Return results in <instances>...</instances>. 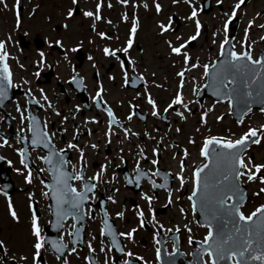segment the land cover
Here are the masks:
<instances>
[{
    "label": "flooded vegetation",
    "instance_id": "af4514ba",
    "mask_svg": "<svg viewBox=\"0 0 264 264\" xmlns=\"http://www.w3.org/2000/svg\"><path fill=\"white\" fill-rule=\"evenodd\" d=\"M97 1L102 6L100 20H95L94 16L83 15L85 10L80 7L82 8L87 0H78L75 5L71 0L28 2L4 0L0 3V41L4 42L3 50L8 54L6 63L10 68L14 85L7 89L8 98L0 104V117H2L0 137L3 138L0 139V179H11L13 183L11 192H0V199H5L7 204L11 203L18 216L17 220L7 219L13 222L22 221L23 215L18 213V210L23 206L22 211L27 213L29 220L26 233L28 232V236L32 238L30 243L32 246L34 237L30 231V218L32 213L37 215L41 236L45 239L36 264L37 262L39 264L40 259L43 258L46 263L48 258H51L56 264H63L65 260L67 264L74 262L90 264V260L85 257L93 259L95 257L100 264L106 262L122 264L124 260H127L128 264H196L198 261L208 264V256L201 250H199L200 256L192 255L194 246L188 240L189 236L203 240L205 235L202 229L200 235H197L198 232L194 234L183 230L184 226L175 222L174 214L171 213L176 204L174 199L178 183L176 174L180 172V165L183 164L184 169L191 158L190 154L184 155L185 148L173 149L178 142L173 137L170 138L167 131L172 122H175L172 116L177 111L181 112L178 106L182 103L173 105L167 112L164 111L165 107L160 111L157 110L156 116L152 115V110L148 111L142 107L143 102L148 104L146 93H142L148 81L134 63L136 61L134 48L138 51L142 49L139 40V34L143 29L140 10L150 5L153 12L150 16L154 19L155 31L167 46L164 53V59L167 61L171 56L174 58L177 55L171 54L166 42L170 41L174 46L184 43L189 35L196 34V21H199L201 25L199 35L195 40L189 41L182 52L184 50L191 52V48L198 47L196 51L200 56L197 63L201 65L202 61H205L204 51H213L211 50L213 45H216L217 51L218 32L212 30L217 23L212 19L218 17V11L222 10L225 0H221L219 4L217 0H211L206 5H201V0H188V2L177 0L176 3H173V0H128L127 5L118 3V0ZM191 1L196 8H190L188 13H185L186 5L191 6ZM237 2L238 0L234 4L236 5ZM19 3L21 6L18 10ZM156 3L163 8L162 10L173 6L165 20L157 18L161 16L162 10L160 8L159 12L156 11ZM91 4L96 6V0H91ZM69 8L73 9L72 17L67 16ZM193 10L197 13L196 17L188 19ZM239 10L240 8L237 12ZM122 17L126 18L122 19ZM133 19L137 22V28L132 34L133 43L125 53L121 49L126 46ZM86 20L88 21L85 23ZM95 23L103 25L101 32L105 37L102 38L96 33L101 45L94 39ZM161 24L167 27L166 31H160ZM191 25L192 31L186 33ZM168 31H171L169 34H176L168 36L166 35ZM185 33L186 36L183 38ZM176 37H180L179 42ZM57 40L61 41L60 45L55 43ZM209 40L214 41V44L211 42L212 45L210 43L207 45ZM262 40L264 42V39ZM104 47L115 50L116 55L105 56L102 51ZM73 48L76 51H71ZM41 52L44 53L43 63L40 62ZM250 53L252 54L251 48ZM106 61V69L99 67ZM176 61H180V56H177ZM121 65L124 67L122 68ZM125 74H127V84L124 83ZM137 75L142 77L144 82ZM73 77L77 78L75 82L72 80ZM183 78L185 79L186 76L184 75ZM41 90L47 97V102L41 98ZM97 91H100L99 97H96ZM32 99L38 103L29 102ZM155 103L158 105L157 102ZM48 104L52 107H48ZM17 105L21 107V112L16 111ZM186 105L189 107V104ZM108 109L113 112L115 118L111 125L107 116ZM57 112L60 113L59 116L56 115ZM21 115L24 117L23 124ZM129 115L131 119L127 118ZM30 116H34L38 126L47 131L52 148L56 152L64 150L61 155L69 162L67 171L71 172L73 165L77 168L82 167L84 179L97 185L93 193L88 194L89 199L83 202L82 219H73L69 215L60 221L61 227L50 225L46 229L50 219V206L48 196L44 193H47L45 184L47 179H50V173L40 171L42 167L48 166L38 157L48 154L50 149L43 145L32 146V134L27 131ZM152 126L157 130L163 127L164 133L158 135ZM21 128H24L23 132H20ZM125 131L129 133L127 137ZM106 132L109 134L105 135ZM69 143L76 144L82 150L83 164L79 159L80 153L67 147ZM93 144L96 145L95 148L91 147ZM153 148L157 149L155 157L152 155ZM121 157L124 162L121 161ZM22 158L27 165L26 168L21 163ZM152 159L157 160V165L151 164ZM101 165L104 166L103 176L98 180L89 181V177L101 171ZM136 167H140L146 175L137 177L133 171ZM157 170L160 175H153ZM28 172L32 174L31 183H25L24 180ZM70 183L74 187H80L79 181H70ZM152 183L166 184L171 191V197L164 188H153ZM190 191L191 189L187 188L182 192L184 199ZM142 194L152 197L151 201L143 199ZM109 197L112 199L110 200ZM169 199L172 201L171 204L168 203ZM188 208L190 209V202ZM5 209L8 212L6 204ZM118 212L123 215L117 216ZM138 212H143V217H138ZM7 214L11 217L9 212ZM105 219L115 238L119 240L123 252H117L111 246L112 237L107 235V229L104 236L100 235L99 230L104 226ZM7 227L4 229L3 225H0V242L4 245L2 248L4 255L0 253V260L15 264L18 259L13 255L19 254L21 250L12 244L14 241ZM12 227L14 228L13 225ZM131 228L136 229L131 240L126 236L118 235L121 232L126 233ZM70 233L76 234L70 236ZM12 235L15 239V234ZM154 235L155 240H153ZM17 236H22L20 230L17 231ZM50 240L62 241L65 248L60 252H53L48 249L47 243ZM89 244L93 248L92 252L88 251ZM174 247H177L176 252H173ZM156 248L161 249L159 262L156 260ZM33 253L34 249L31 255L23 254L25 260H31V264H33ZM124 253L131 255L125 256ZM18 256L20 260L23 257L20 254Z\"/></svg>",
    "mask_w": 264,
    "mask_h": 264
},
{
    "label": "snow or ice",
    "instance_id": "6c2138e0",
    "mask_svg": "<svg viewBox=\"0 0 264 264\" xmlns=\"http://www.w3.org/2000/svg\"><path fill=\"white\" fill-rule=\"evenodd\" d=\"M4 0H0V3H3ZM72 4H77L78 0H71ZM177 0H173V3H176ZM188 2V0H185ZM221 0H217L219 4ZM118 3L128 4V0H118ZM244 3V0H238L236 5L231 9V15L227 17L224 21V31L228 32L229 21L236 15V10ZM111 7V5H109ZM147 7V5H145ZM101 4H96V11H84L83 15L85 17H93L95 20H100L102 17L100 15ZM156 11H160V5L155 4ZM197 15L196 11L193 10L188 19H193ZM67 16H73V9L69 8L67 10ZM126 18V17H122ZM253 21H248V26L251 27ZM67 27V25H65ZM160 31L164 32L167 30V27L164 24H161ZM200 23L196 21V34L189 35L187 40L184 43H178L174 46L170 41H167L168 47L172 54L177 56H182L184 64H190V67L195 69L198 67L197 63H190V57L187 52H182V49L185 48V45L192 40L196 39V36L199 35ZM259 27L264 28V25H259ZM137 28V22L135 19L132 21V27L130 29L129 38L126 41V46L121 50L127 53L128 48L131 47L132 34L135 33ZM249 28L244 29V37L247 39ZM99 35L104 38L105 34L103 32ZM215 35V33L213 34ZM228 37L225 36L224 40L220 43V54L224 55V47ZM264 39V37H261ZM176 40L179 42L180 37H176ZM57 45L61 44V41L57 40L55 42ZM4 42L0 41V104L7 100V89L14 87L11 79V71L6 63L7 53L3 50ZM71 51H76L75 48ZM105 56H115V50H110L108 47L102 49ZM40 62L43 63L44 53H40ZM91 59V57H89ZM131 63V61H129ZM123 68L124 66L121 65ZM204 69V75L209 78L208 86L213 89V95L223 96L229 107H231L235 102L245 104L247 106V101L244 100V97H252L254 95L260 96L264 95V56L261 58L254 59L250 51H241L237 53L235 50H230L225 58L220 61L219 68H212L210 71V65H202ZM135 71V69H133ZM186 70H182L176 73L178 77L181 78L180 88L183 87V76ZM39 75V73H37ZM258 77L260 79H258ZM112 79V77H109ZM76 77H73V82L76 81ZM27 83V81H25ZM124 83L127 84V74H125ZM254 85H258V88L254 89ZM203 86V85H201ZM29 97L31 93H28ZM139 95V93H137ZM100 96V91L96 92V97ZM96 97L93 99L95 100ZM41 98L47 102V97L44 95L41 90ZM31 103H38L34 99L30 100ZM147 103L152 106V115H158L157 105L155 101L148 97ZM182 103V95L178 90L171 102L164 109L165 112L168 111L173 105ZM43 107V105H41ZM48 107H52L51 104H48ZM99 107V105H97ZM186 112L191 114V109L188 105H183ZM79 110V109H77ZM17 112H21V107L17 105ZM27 111V109H25ZM264 111V109H262ZM57 116L60 115L59 112L56 113ZM181 120H185L186 117L182 112L177 111L175 113ZM107 116L109 118V125L114 121L113 112L108 109ZM2 118V117H0ZM131 119V115L127 117ZM21 123H24V117H20ZM217 120H220L221 117L217 116ZM205 120V114L202 113L200 116V121L203 123ZM237 123H240L238 120ZM46 128V126H44ZM24 128L20 129V132H23ZM27 131L32 134V144L33 146L43 145V147L50 149L48 154L38 157L44 165H47V168H41L40 171H47L50 173L51 183L45 184V187L50 190V195L52 197L54 211L53 215L56 217L54 222L55 227H61L60 221L66 219L69 215L73 219H82L84 213L81 211L83 202L89 199V193H93V190L97 187L95 183H89L84 179L83 168H77L76 165L72 166L71 172L67 171L66 161L61 155L63 149L60 152H56L52 148L51 141L48 139V133L38 126V121L34 116L29 117V122L27 124ZM180 131V129H176ZM264 131V125H261L260 129L248 128L246 132L239 136L238 139H225L220 137H205L202 143V146L199 150V155L203 157L208 163H202L201 165L194 168L192 171V188L190 194L187 196V200L190 202V205L193 210L199 206L201 216L205 217L207 223L201 225L207 227V233L204 236L203 240L199 242L201 252H204L208 256V264H216V261L219 260H230L233 264H247V261L256 262V264H264V204L259 205L255 208L254 211L248 213L247 215L240 208V203L244 199L243 193L240 189V181L242 178L246 177L247 181L259 180L261 184H264V176L258 175L262 169H264V164H254L251 159L245 160L242 155V150L247 141L251 143L258 144L260 143V136L258 133ZM109 133L106 132L105 135ZM129 133L125 131V137ZM135 135V133H132ZM147 135V133H145ZM0 139H3L0 137ZM193 143L191 139L188 141ZM6 144L7 141L5 140ZM210 145H215L217 147L211 148ZM68 148L74 149L80 153V161L83 164V152L77 147L76 144L69 143ZM91 147L95 148L96 145L93 144ZM239 149V150H238ZM21 151H23L21 149ZM185 151L184 155L187 156ZM141 155L143 153L141 152ZM152 155L155 157L157 155V149H152ZM123 161V157H121ZM21 163L24 164L23 158ZM139 162H137L138 164ZM157 160L152 159L151 164L157 165ZM25 168L27 167L24 164ZM137 177L144 176L146 173L140 168L136 167L133 170ZM104 166L101 165V171L97 174L92 175L88 178L89 181H95L100 179L103 176ZM180 172H183V164L180 165ZM180 172L176 174V179L180 184V187L184 185V179L180 175ZM153 175H160V172L157 170ZM31 172H28L24 176L25 183H31ZM165 178H167L165 176ZM70 181H79L80 187H74ZM41 183H44L41 181ZM131 183V181H129ZM152 187L164 188L168 192L169 197H171V191L167 188L166 184L156 185L152 183ZM179 191V188L177 189ZM261 193H264V187L259 189ZM49 193H44L48 195ZM142 198L148 201H151L152 197L143 195ZM111 200L112 198L109 197ZM179 199V197H177ZM114 202V201H113ZM168 203L171 204V199L168 200ZM31 208V204H29ZM151 211V207H149ZM180 211L183 213L184 209L181 208ZM8 212L11 215L13 220H17V213L13 210L11 203L8 204ZM259 214V216H258ZM117 216H122V213H117ZM138 217H143V212L137 213ZM215 224V228L214 225ZM103 225L100 228V235L104 236L107 229V235L112 237V244L115 246L117 252H123V249L116 243L115 234L113 233L111 227L108 225L107 219L103 221ZM229 225L231 227L229 228ZM141 226L143 223L141 222ZM30 231L31 235L34 237V243L32 245L34 253L32 255L33 264H36L37 257L40 254V250L43 247L44 237L41 236V229L38 224V217L35 213H32L30 218ZM77 229V233H78ZM136 231L135 228L129 229L126 233L121 232L118 235L126 236L128 239H132L133 233ZM177 231H179L177 229ZM190 231V230H189ZM76 233H70V236H74ZM155 235L153 240H155ZM189 243H192V237L188 238ZM159 243V241H156ZM55 251L60 252L65 248V245L62 241H50L49 242ZM4 247L3 243L0 242V249ZM111 250V249H110ZM75 251V249H73ZM89 252L93 251L91 244L88 248ZM103 251V248H101ZM156 260L159 262L161 259V249L156 248ZM176 248H173V252H176ZM191 254V253H190ZM125 256H130L131 253H124ZM24 259V257H21ZM85 259H89L85 257ZM137 259H140L137 257ZM63 264H67L65 260ZM107 264V262H106ZM122 264H128L127 260H124Z\"/></svg>",
    "mask_w": 264,
    "mask_h": 264
},
{
    "label": "rangeland",
    "instance_id": "374dc122",
    "mask_svg": "<svg viewBox=\"0 0 264 264\" xmlns=\"http://www.w3.org/2000/svg\"><path fill=\"white\" fill-rule=\"evenodd\" d=\"M28 1L33 0H26V2ZM236 1L237 0H225L222 10L218 11V17L215 20L212 19V21L214 23H217L218 25L216 26L218 27V44L222 40H224L225 36H227L229 33V29L227 33H225L224 31V21L229 15H231V9L235 6L234 3ZM94 3L92 4L94 5ZM92 4L91 0H87V3L82 6V9L95 13L96 6H93ZM186 7L187 8H185V13H188L190 8H196L193 1H191V6L186 5ZM160 8L161 10L163 9L162 7ZM172 9L173 6H168L164 9L165 12L163 13L164 10H162V14L160 13L161 16H157V18L165 20L166 16ZM239 12L240 23L238 24V29L235 34L236 40L235 44L233 45L234 50L241 51L243 45H251V47L254 48V53H256L258 49H264V42L261 39V37L264 36V28L259 27V25H264V0L248 1L240 8ZM150 13H153L150 5L146 9L143 8L142 10H140L143 29L142 32H140L139 34V40L142 43V49L138 51L134 48L136 61H133L140 70V73L148 81V85L142 90V93H146L147 98L151 97L155 102H157V110L160 111L164 107L166 108L171 102L175 93L178 90L181 92L182 104L178 107L181 112L185 115L186 119L181 120L176 115L172 116L173 119H175V122H172L171 127H168L167 131L168 136L170 138L173 137L178 142L177 145L173 147V149L185 148V151L188 149V155L191 154L192 159L190 158L189 161H187L188 164H186V167L183 169V172H180V175L184 179V185L183 187H180L179 191H177V194H175L174 199L176 204L172 208L171 213L174 214V221L184 226L183 230H190V232H194V234L195 232H198L197 235H200L201 230L197 229L198 231H192L195 230L193 227L194 217L191 210L188 208L189 201L187 200V198L184 199L182 192L185 189H191L192 187V179L190 173L191 170L194 168L192 165H194L193 163L196 162L195 160H200L199 150L202 146L204 138L215 136L225 139H238L240 135H242L248 130V128L251 127L253 129H260L261 125H264V111H262V109L252 110L250 113H248L241 119L240 123H237L229 114V105L227 101L216 103L210 98H206L202 102L198 101V99L195 97L196 91L197 88L204 81V69L202 65L210 63V59L212 58V56L217 53L215 49L216 45H213L211 49L213 51L208 49L207 51L211 52L204 51L205 59L203 60L205 61H202L201 65L199 64L198 67H196L195 69L191 68L190 64H184L182 56L180 58V61H176L177 58L175 56V58L171 56V58H169L167 61L166 59H164V53L167 50V46L165 45V42L162 37L156 33V26L153 21L154 19H151ZM249 20L253 21L251 27L248 26ZM87 21L88 20H86L85 23ZM94 26L95 33L93 32V30L91 31L95 35V42L101 45L96 33H100L103 30V25L102 23H95ZM216 27L212 30L216 31ZM246 27L249 28L247 39H245L244 37V29ZM190 31H192V25L189 27V30L186 33ZM170 32L171 31H168L166 35L174 36L176 34H169ZM186 33L183 35V38L186 36ZM211 42L212 44H214V41ZM211 42L210 40L209 42L207 41V45L208 43L211 44ZM196 48L198 47L191 48V52H187L186 50L183 51L188 53L190 57V63H197L198 56H200V54H198V52L196 51ZM185 66L187 67V71H185L184 73L186 78H183V87L180 88L179 85L181 83V78L178 77L176 73L182 71ZM99 67H103V69H106L107 61L100 64ZM185 104H189L191 114L185 111L183 107V105ZM175 106H177V104ZM142 107L147 109L148 111L152 110L150 109L152 108V106H149L145 102H143ZM202 113L205 114V120L203 123H201L200 121V116ZM217 116H220L221 119L217 120ZM178 128L180 129V131H176V129ZM155 131L158 133V135H162L164 133L163 127L158 130L155 128ZM153 132L154 131L151 129V133ZM258 135L260 136V143H252L248 147L247 151L244 153L243 158L245 160L251 159L254 164H264V131H260ZM189 139H191L193 143L189 144ZM194 156L195 159L193 158ZM170 157H172V154H170ZM174 164H176V162ZM260 173L261 176H264V169H262ZM242 181L248 187L249 193H257L256 196L251 199L250 204L244 207V212H250L254 210L258 205L264 204V193H261L259 191L261 187H264V184H261L259 180L251 182L247 181L246 177L242 178ZM179 185L180 184L178 182L177 189L179 188ZM177 196L179 197V199H177ZM0 205V225H3L4 229H6V226H8L7 228L9 229L14 241L12 244L15 247H18L19 250H23V252L20 251L19 253L21 256L24 257L23 254L31 255V252L33 251V248L30 245L32 238L28 236V232L26 233L29 220L27 213L25 211H22L23 206L20 207V209L18 210V213L23 215V220L19 222H13L12 220H8L12 217H8V212L5 209V202L3 199H0ZM181 208L184 209L183 213L180 211ZM169 217H171V215ZM12 225L14 226V228L12 227ZM19 230L22 235L21 237L17 236V231ZM12 233L15 234V239ZM19 254L13 255L18 259L15 264L32 263L30 259L20 260L18 256ZM1 263L8 264L7 262H2L0 260V264ZM46 264L56 263H53V259L48 258ZM73 264L83 263L74 262Z\"/></svg>",
    "mask_w": 264,
    "mask_h": 264
},
{
    "label": "water",
    "instance_id": "95a60500",
    "mask_svg": "<svg viewBox=\"0 0 264 264\" xmlns=\"http://www.w3.org/2000/svg\"><path fill=\"white\" fill-rule=\"evenodd\" d=\"M231 24H232L231 26L234 28L235 27V21H232ZM231 39H232V36H230V38L227 40V43L225 45L224 55H222L220 57V59L218 60V62H219L218 68H219L220 61L223 60L225 58V55H227L229 53V51L231 50L230 45H229L231 42ZM262 56L263 55H261L260 58ZM258 79H260V78L258 77ZM208 80H209V78L207 77V82L198 91V96L202 97L204 94H206V95L212 97L215 101L224 100L225 98L223 96L213 95V89L208 86ZM256 88H258V85H254V89H256ZM244 100L247 101L246 107H245V104L243 102L237 103L235 101H234L233 105L230 107V113H231L232 117L235 118L237 121L240 120L244 114L248 113L253 108H258V109L264 108V95H260V96L254 95L252 97H244ZM250 144H252L250 140L245 143L243 150H242V153H243V151H245L250 146ZM215 147H217V146L210 145V149L215 148ZM203 163H208V161L205 160V162H203ZM240 189L243 193L244 199L241 201L239 206H241L248 198V196L246 195L247 189L241 183V181H240ZM194 211L197 213V221L200 222L201 224H206L207 220L205 217L201 216L199 206H197V208ZM258 216H259V214H258ZM213 226L215 228V224ZM230 227H231V225H229V228ZM50 246H51V244H50ZM218 264H231V263H230V260H227V259H224V260L218 259Z\"/></svg>",
    "mask_w": 264,
    "mask_h": 264
}]
</instances>
